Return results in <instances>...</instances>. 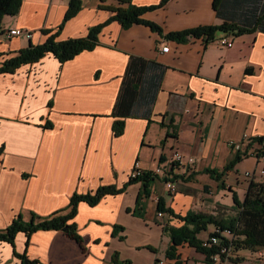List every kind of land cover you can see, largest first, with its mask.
<instances>
[{"label": "crops", "instance_id": "0c3cea01", "mask_svg": "<svg viewBox=\"0 0 264 264\" xmlns=\"http://www.w3.org/2000/svg\"><path fill=\"white\" fill-rule=\"evenodd\" d=\"M213 2L170 0L142 17L159 24L164 34L219 25ZM132 3L151 6L160 0ZM82 4L59 29L69 0H22L19 12L3 18L0 64L55 33L59 41L84 37L115 14L102 4L119 5L116 0ZM9 29L26 30L32 37L10 38ZM99 39L94 49L73 59L60 62L49 53L15 73L0 74V230L19 215L29 224L33 215L69 213L75 194H94L102 186L126 189L94 205L78 203L70 222L76 223L82 245L62 230L39 229L30 236L18 232L14 246L0 242V264H24L15 252L36 264H115L116 253L118 264L157 259L176 264L178 258L181 264H207L188 243L177 247L176 260L168 257L173 239L165 228H180L184 222L170 213L159 217L158 201L176 215L217 216L224 203L220 192H236L243 201L252 179L264 181L254 155L264 141L252 140L264 136V31L233 35L234 45L226 48L201 38L167 40L148 25L126 29L113 20ZM166 45L168 52L162 50ZM119 100L121 115L130 116L114 115ZM120 119L124 131L116 135L113 125ZM176 150L184 154L180 169L174 170L184 176L179 180L184 184L168 192L165 182L156 179L143 201V214H135L143 183L129 184L132 172L163 168ZM239 154L223 183L205 172L224 171ZM211 230L212 225L198 236L204 239ZM253 252L239 249L232 258L242 261L218 264H264Z\"/></svg>", "mask_w": 264, "mask_h": 264}, {"label": "trees", "instance_id": "16d2710c", "mask_svg": "<svg viewBox=\"0 0 264 264\" xmlns=\"http://www.w3.org/2000/svg\"><path fill=\"white\" fill-rule=\"evenodd\" d=\"M103 2L107 0H101ZM118 1V6H104L105 9L113 11L115 14L112 15L109 21L106 23H100L89 29L88 35L59 41L57 40L58 33L52 34L48 37L47 41L43 44H31L28 48L20 50V52L14 56L5 59L0 64V74L2 73H15L24 64H33L43 59L47 54L53 53L60 62H64L69 59H73L83 50H92L96 45L100 44L99 35L101 30H103L107 24L113 20L119 21V23L124 28H130L133 24H144L148 25L152 30L163 34L167 40H176L181 43L187 42L190 38L203 39L205 43L214 42L217 38L219 32H225L232 35H240L250 33L254 30L264 31V0H214L213 8L216 11L218 18L221 19V24L219 25H203L199 27H193L183 31H173L164 34V29L157 23L150 22L144 19V15L147 11H153L157 8L162 7L170 0H160L157 5H147V6H136L132 3V0H116ZM22 4V0H0V36L2 34V21L5 15L11 14L15 15L19 12ZM82 0H70L68 11L65 14L63 25L71 18H73L82 9ZM46 33H49L48 31ZM138 58H132V61ZM132 61L129 64L128 73L132 67ZM120 100L115 107L114 115L116 116H130L129 112H124L125 115H121L119 112ZM123 119L115 121L113 128L116 135H121L124 131ZM259 142L264 141V136L256 138ZM241 154L237 155L233 161H231L224 171H219L216 169H208L205 172L209 174L213 179L217 181H222L225 172H228L234 163L241 158ZM174 170V168H173ZM168 176L160 177L159 174L155 173L154 170H141V174L136 177H131L129 184L141 181L143 183L142 190L140 192L139 200L136 203V209L134 213L143 214L144 200L150 198L151 191L150 186L158 178L167 182L173 180L179 182L184 176H180L174 172H168ZM225 184H222V189H225ZM126 189V185L121 188H115L114 186H102L94 194L81 195L75 194L71 198L70 212L59 211L50 215L46 218H36L33 215V220L31 223H24L22 216H17L13 223L6 229L0 230V242H8L14 246L16 243V236L18 232H25L27 236H30L32 232L39 229H51V230H62L65 227L67 229V234L74 239L78 240L81 245L83 244V239L81 235L77 232L76 223H71L70 220L73 219L74 215L77 213V205L83 200L91 205L99 202L107 194H119ZM237 209V214L231 218L221 219L215 215H207L206 213H195L189 212L187 215H176L170 208H166L163 200L158 201V211L159 213H170L174 214L176 219L184 222V225L180 228L174 229L173 227H166L165 230L169 231L173 244L168 248L167 255L169 258L177 259L176 254L177 247L188 243L189 246L196 249V251L201 252L205 256V262L207 264L214 263L213 256L219 253L220 247L218 245H212L206 247L204 245L205 240L200 238L198 235L203 231H208L209 227L215 226L220 227L221 230L231 229L234 232V244L236 250L239 249H251L256 250L258 248L264 247V181L256 182L253 179L250 181L249 187L243 201H240L236 192L233 193ZM119 227L114 230V234ZM212 235V233H210ZM209 235V236H210ZM222 242H228V240L222 237ZM15 254L25 262L27 255H20L18 252ZM232 258V257H231ZM238 261V259L232 258ZM226 258L223 256L222 261ZM118 253L114 255L113 263L118 264ZM31 264H36L35 261L30 260ZM128 263V262H127ZM176 264H181L179 258Z\"/></svg>", "mask_w": 264, "mask_h": 264}, {"label": "built area", "instance_id": "2783aa9c", "mask_svg": "<svg viewBox=\"0 0 264 264\" xmlns=\"http://www.w3.org/2000/svg\"><path fill=\"white\" fill-rule=\"evenodd\" d=\"M7 36L14 37V36H21V35H25L27 38H31L32 37V33L28 32L26 30H22V29H13V30H7ZM217 42V44H219L220 46L226 47V48H230L234 45V41H233V35L229 34V33H223L222 36H220L219 38H216L215 40ZM169 45H166L165 47H162V50L164 52H168L169 50ZM249 135L245 134V139H248ZM254 141V143H258L259 141L257 139H252ZM232 145L236 146L238 149H241L240 145L235 144L234 142L231 143ZM254 155H256L260 169H259V173L258 175L264 179V148L261 147V149H258L255 151ZM176 161L178 162H182L183 161V157L181 153H177V155L174 156L173 161H170L167 166H170V163L172 162V164ZM192 162L193 160L190 159ZM165 166V167H167ZM164 168V167H163ZM163 168L158 167L157 170H154L155 173L159 174L160 177H162V175L166 172L163 171ZM141 174V169L140 168H136L134 169V171L132 172V177H136L139 176ZM247 177H253V174H251V172L246 173ZM164 177V175H163ZM254 178V177H253ZM178 186V182L173 181V180H169L166 182V187L168 189V191L173 192L176 191ZM164 216V213H159V217ZM222 237L226 238L228 240V242H222ZM234 232L231 229H224L221 230L220 227H216L215 231L212 233V235H210V237L205 240L204 245L206 247H210L212 245H218L220 247L219 249V253H217L216 255L213 256L214 259V263L212 264H218V263H222V257L224 256L227 259H230L236 250L235 244H234ZM254 255L256 256L257 259L259 260H264V247L262 248H258L256 250H254ZM164 261L163 260H156L153 264H163Z\"/></svg>", "mask_w": 264, "mask_h": 264}, {"label": "rangeland", "instance_id": "374dc122", "mask_svg": "<svg viewBox=\"0 0 264 264\" xmlns=\"http://www.w3.org/2000/svg\"><path fill=\"white\" fill-rule=\"evenodd\" d=\"M69 3H70V0H69ZM62 29V28H61ZM220 34L221 33H223V32H219ZM59 35V34H58ZM177 153H181L182 154V157H183V153L182 152H179V151H175L174 153H173V155H171V158H170V161H173V158H174V156L175 155H177ZM184 158V157H183ZM169 161V162H170ZM168 162V163H169ZM182 165V162H178V161H176L175 160V162L172 164V162L170 163V166H167V167H164L163 168V171L164 172H166V174L164 173L163 175L166 177V176H168L167 175V173L168 172H174V173H177L176 171H174V170H176L175 168H178L179 167V169H180V166ZM173 168H174V170H173ZM142 170V169H141ZM163 175H162V177H163ZM165 182V181H164ZM182 184H184L183 182H178V186H177V189H176V191L175 192H177V190H178V188H179V186H181ZM163 185L166 187V182L165 183H163ZM166 189H167V187H166ZM214 189H215V187H214ZM167 191H168V189H167ZM168 192H170V191H168ZM220 196H221V199H223V202L224 203H222V206L221 207H219L218 208V213H217V217H219V218H221V219H226V218H230V217H232V216H234L235 214H237L236 213V210H235V206L234 205H232V206H230L229 205V203H235V200H234V196H233V193H231L230 191H225V192H220ZM234 206V207H233ZM215 226H212V230H211V232L210 233H213L214 231H215ZM203 233V232H202ZM204 234V233H203ZM203 234H201V236L203 235ZM210 234H207L206 235V237L204 238V240H207L210 236H209ZM240 257V256H239ZM238 257V258H239ZM252 258V257H251ZM253 259V258H252ZM254 261H255V259H253ZM238 261H242L241 259L240 260H238ZM256 261H258V260H256ZM237 262V261H236Z\"/></svg>", "mask_w": 264, "mask_h": 264}, {"label": "water", "instance_id": "95a60500", "mask_svg": "<svg viewBox=\"0 0 264 264\" xmlns=\"http://www.w3.org/2000/svg\"><path fill=\"white\" fill-rule=\"evenodd\" d=\"M67 229L68 228H64V229H62V231H66L67 232ZM24 264H31V262H30V260L29 259H27L25 262H24Z\"/></svg>", "mask_w": 264, "mask_h": 264}]
</instances>
